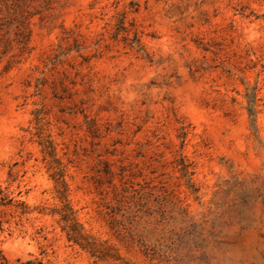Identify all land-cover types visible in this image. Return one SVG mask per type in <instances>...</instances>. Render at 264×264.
<instances>
[{
    "label": "rangeland",
    "instance_id": "rangeland-1",
    "mask_svg": "<svg viewBox=\"0 0 264 264\" xmlns=\"http://www.w3.org/2000/svg\"><path fill=\"white\" fill-rule=\"evenodd\" d=\"M34 3L29 50L0 60V264H264V0ZM106 163L143 188L134 222L105 213ZM59 169L122 260L67 240Z\"/></svg>",
    "mask_w": 264,
    "mask_h": 264
},
{
    "label": "trees",
    "instance_id": "trees-1",
    "mask_svg": "<svg viewBox=\"0 0 264 264\" xmlns=\"http://www.w3.org/2000/svg\"><path fill=\"white\" fill-rule=\"evenodd\" d=\"M36 0H0V60L9 55L6 68H11L14 64L19 63L22 55L29 50L31 39V19L36 14L41 13L39 5L34 2ZM139 46L137 37L132 41ZM250 115L255 116L252 108L249 109ZM50 146H45V152L49 153ZM105 172L109 177L104 180L98 178L96 182L97 189L103 195L106 215L112 226L120 221L116 218V211L122 209L131 212L130 218L134 222L139 216V194L142 186L139 182L126 178L121 174L120 183L116 184L112 181L114 173L110 170L109 164L106 163ZM57 186V197L61 201L59 209L51 211L52 214H59V223L62 231L65 233L69 242L79 246L82 250L96 259V261H120L122 257L118 248L109 245L106 241H100L94 235L86 231L83 224L77 216V211L69 199L68 185L65 180L64 171L59 169L52 174ZM110 197V200L107 198ZM115 203V206L114 204ZM117 232V235L125 242L127 247L138 246L139 236L134 233L133 229L123 231L118 227H111ZM32 263V261H29ZM38 264H45L38 262Z\"/></svg>",
    "mask_w": 264,
    "mask_h": 264
}]
</instances>
